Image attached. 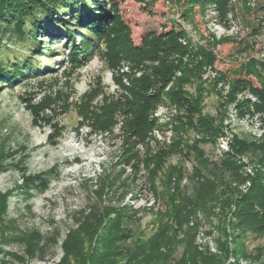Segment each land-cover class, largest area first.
<instances>
[{
	"label": "rangeland",
	"instance_id": "374dc122",
	"mask_svg": "<svg viewBox=\"0 0 264 264\" xmlns=\"http://www.w3.org/2000/svg\"><path fill=\"white\" fill-rule=\"evenodd\" d=\"M183 11L179 0H124L116 6L133 45L151 32L160 33L176 25L194 48L208 49L216 42L209 48L215 62L202 69L201 79L209 90L200 107L203 116L215 119L219 134L213 143H198L199 156L186 151V144L180 146V152L170 151L175 138L192 145L200 136L190 130L174 132V117L184 111L168 100L153 111L156 125L145 144L128 137L121 126L122 117H117L110 133L97 131L90 120L81 118V113L89 114L105 98L115 99L121 93L120 85L129 87L130 79L142 73L140 66L114 61L101 41L89 47L86 61L78 58L74 62L69 57L64 28L59 27L55 36L41 35L38 39L42 56L34 55L36 50L29 47L33 61L27 68L35 67L36 72L12 85L0 80V164L5 169L0 172V193L22 185L23 171L26 175L49 173L46 188L39 184L29 188L26 193L30 196L22 189L14 190L7 199L2 225L9 227L8 220L14 223L4 230L0 226V264L59 263L64 254L62 242L78 227L74 218L81 210L88 213L92 206L97 210L125 207L131 217L127 225L135 236L146 240L156 232L160 213L170 215L173 206L182 203L190 214L183 213L181 228L169 221L170 235L175 238L170 246L174 249L171 264L181 258L188 244L187 234L203 258L215 257L222 260L221 264L264 262V232L243 229L234 218L238 213L236 199L249 193L257 173H261V160L257 149L242 153L231 149L237 142L264 144V112L256 110L259 101L248 88L235 92L232 99L229 96L231 80L241 65L254 61V68H261L264 74V0H229L222 20L215 4L203 14L198 7L193 8L188 20L182 17ZM37 17L42 19L40 14ZM67 21L75 25L74 19ZM9 40L14 41L6 34L1 42L4 55L11 57L20 50L27 53L28 47L21 48ZM179 42L184 46L187 40ZM4 59L1 54L0 60ZM221 74L227 79L221 80ZM178 77L180 72L175 74ZM245 78L257 87L255 78ZM182 88L194 95L196 85L184 84ZM35 109L42 110L34 119ZM226 159L235 164V173L222 167ZM151 161L160 165L156 173ZM206 183L214 185L211 198L200 194V185ZM32 230L43 237L39 245H46L43 254L34 252L30 257L27 246L14 237ZM104 235L99 230L98 237ZM235 236L244 238L243 255L239 257L233 255L238 250ZM87 240L85 236V250Z\"/></svg>",
	"mask_w": 264,
	"mask_h": 264
},
{
	"label": "trees",
	"instance_id": "16d2710c",
	"mask_svg": "<svg viewBox=\"0 0 264 264\" xmlns=\"http://www.w3.org/2000/svg\"><path fill=\"white\" fill-rule=\"evenodd\" d=\"M105 1L111 7L110 11L106 10L104 0L91 1L92 4L90 0H0V48L6 34L8 39H14V41L9 40L13 44L20 45L21 48L28 47L26 48L27 53L23 54L20 50L11 57L4 55L0 50V55L5 57L4 60H0V80H3L1 83L12 85L21 77L26 78L29 74L36 72L35 67L27 68L28 64L33 61V58L29 57L31 54L29 47L33 46L36 50L34 55L42 56L40 50L42 48H39L38 39L41 35L55 36L59 27L64 28L63 36L69 46V57L74 62L78 61V58L86 61L89 47L101 41L105 43L107 54L109 57L112 55L114 61L124 60L133 67L140 66L138 70L142 73L138 78L130 79L129 87L120 85L121 93L115 99L105 98L102 105L93 109L89 114L81 113V118L90 120L91 126L97 131L110 133L113 126L117 124V117H122L121 126L128 137L145 144L156 125V119L152 117L153 111L158 105L164 104V100H168L184 111L174 117L176 120V124L172 127L174 132L187 133L190 130L200 136V141L198 139L192 145L184 143L181 137L175 138L170 151L180 152V146L186 144V151L199 156L198 143H213L219 134L215 119L203 116L200 107L204 95L209 90L201 79L202 69L215 62L216 58L209 48L216 42L209 44L208 49L201 46L194 48L185 32L176 25L170 29H163L160 33L151 32L141 39L140 44L133 45L129 39L127 27L120 21L116 12L117 4L124 0ZM179 2L184 7L182 17L185 20L190 18L193 8L198 7L200 13L203 14L205 9L212 4L217 7L219 18L222 20L228 11L229 0H179ZM38 14L42 19L37 17ZM63 16H68L67 19L70 21L74 19L75 25L71 26L72 24L67 19H63ZM52 32L54 34H51ZM182 38L187 40L184 46L179 42ZM43 45L45 49L46 44ZM185 57L188 58L186 62L183 60ZM19 58L23 59L19 60ZM253 62H249L246 66L241 65L236 71L237 77L231 80L229 96L232 99L235 92L248 88L259 101V104L255 106L256 110L264 112V74L261 75V68L260 70L254 68ZM34 64L36 65L35 62ZM177 72H180V77L175 78ZM248 76L257 80V87H253L252 83L245 78ZM220 78L223 81L227 79L225 74H221ZM190 83L196 85L194 95L182 88L184 84ZM169 84L172 86L167 89ZM41 110L33 111L34 119L37 118V111ZM231 149L236 153L257 149L255 151L261 160V173H257L249 193L236 199L238 213L234 215V218L243 229L262 234L264 214H259L257 209L264 211V164L262 163L264 144L257 146L237 142L231 146ZM153 166L156 173L160 165L153 163ZM222 167L233 173L237 170L230 159L224 160ZM4 170L0 164V172ZM48 176L49 173L26 175L23 171L21 173L23 184L16 185L14 190L22 189L25 196H30L26 193L29 188H37L38 184L46 188ZM200 187H202L201 195H211L209 198L213 196L214 185L206 183L203 186L201 184ZM14 190L0 193L1 227L7 216V199ZM198 199L204 200L205 197ZM185 207L186 203H182L173 206L170 215L160 213L156 232L146 240L135 236L134 230L127 225L131 222V217L126 215L125 207L116 210L109 208L97 210L92 206L86 214L84 210H81L74 218L78 227L71 230L62 242L61 247L64 254L57 264H171L174 260L172 258L174 249L170 246L174 244L175 238L170 235L169 221L181 228L185 221L184 216L190 214ZM13 223V220H8L9 227L5 225L2 230L10 228ZM101 229L105 234L102 238L98 237ZM189 235L187 234L188 244L175 264H221L222 260L215 259V257L199 256L190 244ZM85 236L88 238L86 250ZM14 239L27 246V254L30 257H33L34 252L43 254L46 244L39 245L43 239L39 232L35 230L24 232ZM241 239L235 236V248H238L233 252L235 257L243 255ZM50 241L53 242L52 239ZM162 248L165 249L164 252L161 251ZM18 260L22 259L18 258Z\"/></svg>",
	"mask_w": 264,
	"mask_h": 264
}]
</instances>
